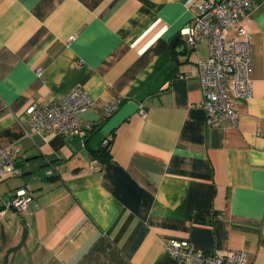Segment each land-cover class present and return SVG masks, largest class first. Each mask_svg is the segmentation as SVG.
<instances>
[{"label":"crops","instance_id":"obj_1","mask_svg":"<svg viewBox=\"0 0 264 264\" xmlns=\"http://www.w3.org/2000/svg\"><path fill=\"white\" fill-rule=\"evenodd\" d=\"M202 1L0 0V149L22 170L1 177L0 209L33 196L0 215V264H185L173 240L264 264V0L242 19L252 83L235 126L207 125L190 66L207 45L180 35ZM77 84L91 128L33 132L27 105Z\"/></svg>","mask_w":264,"mask_h":264},{"label":"built area","instance_id":"obj_2","mask_svg":"<svg viewBox=\"0 0 264 264\" xmlns=\"http://www.w3.org/2000/svg\"><path fill=\"white\" fill-rule=\"evenodd\" d=\"M254 0H203L199 12L189 25L180 29L186 49H193L200 41L207 45L204 57L190 64L200 79L202 106L209 126L227 120L238 124L240 113L234 105V98H248L251 95L250 36L242 19L247 16ZM230 27V28H229ZM36 73L41 74V69ZM93 99L77 84L58 100L50 102L32 101L27 105L28 121L33 132H54L61 135H84L91 125H81L80 114L92 106ZM117 102L108 105L113 112ZM141 116L145 115L142 108ZM108 139L102 140L107 146ZM18 150L12 146L0 149V179L5 175L22 173L18 165ZM33 196L25 187L12 191L0 215L6 208L15 211L26 210ZM166 249L178 261L185 264H247L246 252L240 248L220 254L191 246L187 241H171Z\"/></svg>","mask_w":264,"mask_h":264},{"label":"trees","instance_id":"obj_3","mask_svg":"<svg viewBox=\"0 0 264 264\" xmlns=\"http://www.w3.org/2000/svg\"><path fill=\"white\" fill-rule=\"evenodd\" d=\"M107 148H108V147L106 146V147H104V148L102 149V151L106 152V154H107V152H108V151H106Z\"/></svg>","mask_w":264,"mask_h":264}]
</instances>
